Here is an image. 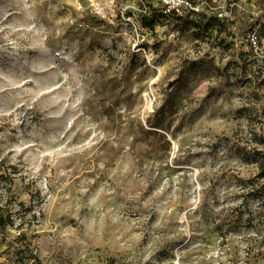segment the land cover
<instances>
[{
    "label": "rangeland",
    "instance_id": "1",
    "mask_svg": "<svg viewBox=\"0 0 264 264\" xmlns=\"http://www.w3.org/2000/svg\"><path fill=\"white\" fill-rule=\"evenodd\" d=\"M148 10L0 0V205L19 226L0 264H264L246 81L207 78L231 56L186 22L143 28Z\"/></svg>",
    "mask_w": 264,
    "mask_h": 264
},
{
    "label": "trees",
    "instance_id": "2",
    "mask_svg": "<svg viewBox=\"0 0 264 264\" xmlns=\"http://www.w3.org/2000/svg\"><path fill=\"white\" fill-rule=\"evenodd\" d=\"M164 1L146 0L150 4V10L141 17V26L153 29L157 23L167 18H172L177 23L186 22L203 41L208 39L216 42L213 49L217 48L231 56L229 65L232 74H229L228 67L222 70L210 61H202L198 66L205 67L207 78L218 79L236 73L244 77L247 133L254 149L250 153V159L258 165L259 177L264 178V0H232L227 9L212 5L213 0H176L177 6L174 8ZM240 38L245 41H240ZM188 71L183 72L177 81L185 79ZM225 90L222 83L211 86L208 99L219 96ZM183 94L188 95L180 91L174 94L176 98L167 102V108L173 110L180 107L184 102ZM171 97L173 94L168 100ZM13 226L10 211L0 205V233ZM20 253L17 250V255ZM250 257L251 253L248 254V258Z\"/></svg>",
    "mask_w": 264,
    "mask_h": 264
},
{
    "label": "built area",
    "instance_id": "3",
    "mask_svg": "<svg viewBox=\"0 0 264 264\" xmlns=\"http://www.w3.org/2000/svg\"><path fill=\"white\" fill-rule=\"evenodd\" d=\"M13 227H14V228H17V226H15V225H14Z\"/></svg>",
    "mask_w": 264,
    "mask_h": 264
}]
</instances>
